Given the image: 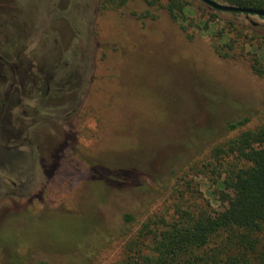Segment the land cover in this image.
I'll list each match as a JSON object with an SVG mask.
<instances>
[{"label":"rangeland","instance_id":"rangeland-1","mask_svg":"<svg viewBox=\"0 0 264 264\" xmlns=\"http://www.w3.org/2000/svg\"><path fill=\"white\" fill-rule=\"evenodd\" d=\"M17 1L20 22L0 10V264H111L147 217L219 208L211 147L264 124L248 59L264 63V17L199 0L175 19L145 0Z\"/></svg>","mask_w":264,"mask_h":264},{"label":"trees","instance_id":"trees-1","mask_svg":"<svg viewBox=\"0 0 264 264\" xmlns=\"http://www.w3.org/2000/svg\"><path fill=\"white\" fill-rule=\"evenodd\" d=\"M225 1L264 9V0ZM125 2L100 0V6L117 9ZM145 2L150 7L161 5L173 19L189 12L188 4L181 0ZM236 37L224 43L229 50L234 48ZM251 55L252 73L264 77V63L255 53ZM246 122H231L228 129L235 131ZM211 153L213 166L219 169L218 186L223 189L221 206L177 207L169 218L147 217L126 238L120 257L111 264H264V124L215 143ZM131 220L125 215V221Z\"/></svg>","mask_w":264,"mask_h":264},{"label":"water","instance_id":"water-1","mask_svg":"<svg viewBox=\"0 0 264 264\" xmlns=\"http://www.w3.org/2000/svg\"><path fill=\"white\" fill-rule=\"evenodd\" d=\"M202 3H204L205 5H207L208 7L217 10V11H223V12H232V13H244L247 15H257L259 17H264V9L262 8H244V7H239V6H234V5H230L227 3H220L217 2L215 0H199ZM15 5H13L11 12H8L5 10L4 5L0 2V10L3 11L5 14H7L9 16V18L11 21L14 22H20L21 21V14H19V10L18 8H22L21 2H18L17 0H15ZM6 11V12H5ZM14 11V12H13ZM19 17L21 19H19ZM9 20V24L11 23ZM7 24L6 27L10 28H14V25L12 24ZM4 28L3 31L8 32V30ZM1 30V29H0ZM46 91H48V93H50L49 89H46Z\"/></svg>","mask_w":264,"mask_h":264},{"label":"flooded vegetation","instance_id":"flooded-vegetation-1","mask_svg":"<svg viewBox=\"0 0 264 264\" xmlns=\"http://www.w3.org/2000/svg\"><path fill=\"white\" fill-rule=\"evenodd\" d=\"M0 2L4 5V7H5V10L6 11H8V12H11V9H12V7H13V5H15L16 3H15V0H0ZM12 81V80H11ZM11 81L9 82V84L11 85L12 83H11ZM13 82V81H12ZM8 84V85H9ZM58 99V93H57V91H54V93L52 92L51 94L50 93H48V91H44L43 92V94H42V100L44 101V100H46V101H54V100H57ZM3 102V101H2ZM3 105H4V103H2V108H3ZM6 105V104H5ZM4 109H6V108H4ZM21 113L23 114V115H26V111L25 110H21ZM2 114H4V112L1 110L0 111V126L2 127L3 126V120H2ZM5 126V125H4ZM0 139L2 140V137H0ZM0 140V141H1ZM53 141H54V139H53ZM10 143H11V141H9ZM1 144H4L3 145V148L4 149H6V145L5 144H7L4 140H3V143L2 142H0ZM10 143H9V145H10ZM54 142H52V143H47L46 145H44L43 143H42V147L41 148H39V147H37V150L39 149V150H41L42 151V149H43V147L44 146H46L45 147V149H46V151L50 148V149H52L53 148V146L52 145H54L53 144ZM8 146V145H7ZM38 146V145H37ZM52 147V148H51ZM10 148V147H9ZM48 157H50V155H47ZM39 160V163H37L36 164V166H38V168H40L41 170H43L44 171V168L45 167H47V166H49L48 164H45V163H43V161H46V158H43V159H38ZM7 164L6 163H4V162H2V161H0V176H2V177H4L5 179H7V181L8 182H10V183H12L11 182V180H9V177H8V175L6 174L7 172ZM4 183H5V181H4ZM14 184V183H13ZM16 185V184H15ZM23 185H20V187H22ZM3 192H5V191H3ZM8 192V191H7ZM9 193H11V191L9 192ZM8 203L9 204H13V202H12V200L11 199H9L8 200Z\"/></svg>","mask_w":264,"mask_h":264}]
</instances>
